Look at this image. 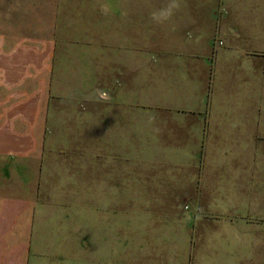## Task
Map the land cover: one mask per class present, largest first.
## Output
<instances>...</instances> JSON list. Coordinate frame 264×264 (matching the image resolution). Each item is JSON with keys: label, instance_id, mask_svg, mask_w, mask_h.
Segmentation results:
<instances>
[{"label": "rangeland", "instance_id": "374dc122", "mask_svg": "<svg viewBox=\"0 0 264 264\" xmlns=\"http://www.w3.org/2000/svg\"><path fill=\"white\" fill-rule=\"evenodd\" d=\"M49 1L56 48L50 69L37 76L45 93L36 156L50 165L43 178H57L50 182L51 198L56 192L65 208L77 207L68 197L70 178L91 177L82 166L97 148L98 178L92 184L97 206L107 208L112 225L108 264H264V155L209 148L202 168L191 160L185 125L177 129L172 119L178 109L195 104L170 102L173 86L155 80L162 76L155 64L177 60L160 50L175 53L184 41L202 36L200 47L218 44L215 68L224 65L222 84L211 93L217 109L255 111L261 100L264 113V0H144L143 51L134 54L128 36L126 47L115 45L113 65L105 53V7L74 10L65 0ZM82 11L95 21L78 16L62 22ZM15 27L22 30L23 24ZM232 29L241 35L230 36ZM135 60L142 67L138 72L130 68ZM170 130L175 140H169ZM83 184L78 183L82 195L89 192Z\"/></svg>", "mask_w": 264, "mask_h": 264}, {"label": "crops", "instance_id": "0c3cea01", "mask_svg": "<svg viewBox=\"0 0 264 264\" xmlns=\"http://www.w3.org/2000/svg\"><path fill=\"white\" fill-rule=\"evenodd\" d=\"M65 1L64 6L74 10L82 6L105 7V53L110 64H114L115 45L126 47L124 40L128 36L134 43V54L139 56L143 51L144 0ZM49 6V0H0V264H108L112 225L108 224L107 208L97 206L98 199L93 194L97 186L92 184L98 178L97 148L82 166V169L89 167L92 178H70L74 189L68 197L75 201L76 208L71 205L65 208L56 192L52 198L59 200L52 201L50 182H57V178H43L45 167L50 165L43 157L36 156L37 124L45 93L43 78L37 76L50 69L49 61L56 48L49 33ZM66 12L67 16L72 14ZM72 16L61 18L62 22H73L79 16L92 23L96 17L85 11ZM17 23L23 24L22 30L15 27ZM213 27L217 29L218 22ZM185 31L189 33L190 28L185 26ZM228 34L233 38L241 35L236 29ZM201 38L184 41L175 53L160 50V55H176L177 60L155 64V72L162 75H157L155 80L165 78L173 86L170 102L195 104L178 109L172 118L177 129L185 125L183 135L187 146L192 147L191 160L197 159L203 168L209 148L212 151L250 150L256 154L260 151L264 155L263 101L252 102L254 107H259L255 111L217 109L211 93L217 84H222L224 65L215 68L217 42L200 47V43L204 45ZM182 55L188 60L184 61ZM130 68L135 72L142 70L138 60ZM262 68L264 71V65ZM230 72L236 79L239 77L234 70ZM174 93H177L176 99ZM161 102L171 104L169 99ZM187 118L188 122L184 123ZM170 132L169 140H175L174 131ZM105 165L113 169L112 164ZM52 173L57 175L56 169H51ZM82 181L83 186H89V192L84 195L78 185ZM81 200L85 202L82 208ZM61 208H69L67 213L63 212L64 217ZM54 216L60 217L56 220ZM83 249L91 250L85 254Z\"/></svg>", "mask_w": 264, "mask_h": 264}, {"label": "built area", "instance_id": "2783aa9c", "mask_svg": "<svg viewBox=\"0 0 264 264\" xmlns=\"http://www.w3.org/2000/svg\"><path fill=\"white\" fill-rule=\"evenodd\" d=\"M220 43H221V41H220Z\"/></svg>", "mask_w": 264, "mask_h": 264}]
</instances>
